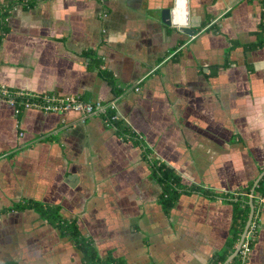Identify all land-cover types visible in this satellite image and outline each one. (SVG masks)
<instances>
[{"label": "crops", "instance_id": "crops-1", "mask_svg": "<svg viewBox=\"0 0 264 264\" xmlns=\"http://www.w3.org/2000/svg\"><path fill=\"white\" fill-rule=\"evenodd\" d=\"M10 1L21 4L0 43V86L116 100L141 142L104 114L17 115L1 99L0 264H84L71 238L37 210L17 207L28 201L76 219L101 256L211 264L231 239L234 205L223 196L251 188L254 198L264 176V48L237 47L223 66L232 40H256L263 0H190L192 35L163 22L173 0H0V12ZM146 149L185 184L218 195L183 194L167 212ZM257 201L247 264H264V198Z\"/></svg>", "mask_w": 264, "mask_h": 264}, {"label": "trees", "instance_id": "trees-1", "mask_svg": "<svg viewBox=\"0 0 264 264\" xmlns=\"http://www.w3.org/2000/svg\"><path fill=\"white\" fill-rule=\"evenodd\" d=\"M24 8L31 7L34 3L22 2ZM21 4V1H10L5 5L1 6L0 12V43L3 39V36L8 32V21L11 16L12 10L18 5ZM263 10L261 12V20L258 26V29L254 32L256 40L250 43H241L237 40H232L231 45L226 51V60L223 66H228L230 61V53L233 49L237 47L244 48L245 51H252L255 49L264 48V0L262 3ZM96 66L100 74L108 81V83L115 88V79L113 74L108 71L106 68H103V62L98 59L95 60ZM12 94H15L17 90L9 89ZM1 91V86H0ZM24 97H17L18 102L21 103ZM114 111L108 112L105 116L107 117L108 124L113 126L117 133L123 136L126 139L134 140L135 142H141V138L132 131V129L122 120V119H113ZM146 156L148 157L151 163V170L153 176L161 183L163 192L161 195V202L168 212L172 209L175 203L180 199L183 194H189L193 192H199L208 197H215L218 194L209 188H204L199 185H188L185 184L181 176L166 162L161 161L157 158L152 157L150 151L146 149ZM244 194L238 193L234 194H225L228 200H231L234 205V216H233V225L231 229V239L227 244V247L224 252L213 256L211 264H222L225 260L231 255L235 250L236 243L241 239L243 232L245 231L249 216L251 213V200L254 207V215L252 219L251 226L256 224L259 219L260 204L257 201V197L264 198V176L259 181L258 185L254 191V198H251V188H248ZM221 196V195H220ZM260 206V207H259ZM18 208L31 207L37 210L42 217L47 219L53 226H55L60 234L63 237H69L73 240L76 246L84 254V264H126L125 261L119 257L108 254L106 256H101L98 252L96 246L92 240L86 237L80 230L79 225L76 219H65L61 213L60 208L55 206H50L43 204L41 202L28 201L22 204L17 205ZM250 226V229H251ZM257 229H255L250 237L251 245L255 242ZM239 254L229 263V264H239L240 262Z\"/></svg>", "mask_w": 264, "mask_h": 264}, {"label": "built area", "instance_id": "built-area-1", "mask_svg": "<svg viewBox=\"0 0 264 264\" xmlns=\"http://www.w3.org/2000/svg\"><path fill=\"white\" fill-rule=\"evenodd\" d=\"M16 8V7H15ZM14 8V9H15ZM13 9V10H14ZM12 10V11H13ZM139 90V88H136ZM17 97H24V101L18 102ZM6 100L14 108L15 113L18 115L24 109L37 108L45 112H69L73 111L79 113L82 119H86L89 116L104 114L106 115L111 110L114 111L113 119H120L117 112V101H88L82 99L78 95H56V94H37L33 92L17 90L15 94H12L8 88L1 87L0 100ZM23 134V133H21ZM251 226V225H250ZM258 224H253L251 229L246 235L245 240L242 242L240 250L238 252L240 257L239 264H247L249 256L252 252V245L250 243V237L253 231L257 228Z\"/></svg>", "mask_w": 264, "mask_h": 264}, {"label": "water", "instance_id": "water-1", "mask_svg": "<svg viewBox=\"0 0 264 264\" xmlns=\"http://www.w3.org/2000/svg\"><path fill=\"white\" fill-rule=\"evenodd\" d=\"M190 12V0H173L172 5H168L162 9V20L167 26L179 28L183 32L192 35L195 34V32L191 28L192 26ZM251 205V213L245 231L242 235L241 241L236 250L222 264H229L237 256L241 244L246 238L254 215V207L252 203Z\"/></svg>", "mask_w": 264, "mask_h": 264}]
</instances>
